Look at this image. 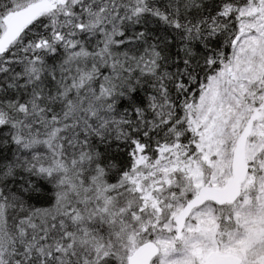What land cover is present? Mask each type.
<instances>
[{"label": "snow or ice", "instance_id": "6c2138e0", "mask_svg": "<svg viewBox=\"0 0 264 264\" xmlns=\"http://www.w3.org/2000/svg\"><path fill=\"white\" fill-rule=\"evenodd\" d=\"M0 264H264V0H0Z\"/></svg>", "mask_w": 264, "mask_h": 264}]
</instances>
